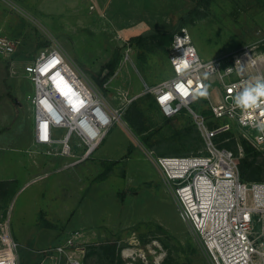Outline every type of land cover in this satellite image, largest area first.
<instances>
[{
	"label": "rangeland",
	"instance_id": "rangeland-1",
	"mask_svg": "<svg viewBox=\"0 0 264 264\" xmlns=\"http://www.w3.org/2000/svg\"><path fill=\"white\" fill-rule=\"evenodd\" d=\"M182 27L204 60L247 46L264 51V0H0V33L19 42L14 64L0 54V179H15L0 200V231L9 221L19 264H55L46 249L73 235L84 264H212L154 160L199 154L202 136L189 115L166 118L158 108L152 90L173 74L167 51L130 42L147 30ZM55 47L112 105L125 102L122 122L91 158L67 168L75 157L49 155L34 142L35 88L24 69ZM118 52L115 73L101 85L102 67ZM217 87L213 78L216 101ZM193 106L210 111L206 96ZM137 115L142 133L129 118ZM226 134L220 144L245 157L242 130L233 125ZM253 174L264 181V167ZM107 243L116 244L114 262L101 247Z\"/></svg>",
	"mask_w": 264,
	"mask_h": 264
},
{
	"label": "built area",
	"instance_id": "built-area-1",
	"mask_svg": "<svg viewBox=\"0 0 264 264\" xmlns=\"http://www.w3.org/2000/svg\"><path fill=\"white\" fill-rule=\"evenodd\" d=\"M18 51L19 42L0 33V54L8 62ZM167 54L173 74L153 88L156 103L166 118L189 115L204 149L199 154L154 160L180 205L182 218L200 234L212 264H264V181L243 180L240 156L218 141L219 135L236 125L264 154V96L253 94L247 103H237L264 81V51L247 46L204 60L188 29L182 27ZM24 69L35 88L29 97L34 142L49 155L75 157L64 167L91 158L110 128L122 122L125 102L112 105L57 47L41 49ZM213 78L218 83L217 101L210 96ZM203 96L210 115L193 106ZM221 118L225 121L216 123ZM61 130L65 132L59 137ZM77 237L46 249L55 264H84ZM18 249L7 221L0 231V264H19Z\"/></svg>",
	"mask_w": 264,
	"mask_h": 264
},
{
	"label": "trees",
	"instance_id": "trees-1",
	"mask_svg": "<svg viewBox=\"0 0 264 264\" xmlns=\"http://www.w3.org/2000/svg\"><path fill=\"white\" fill-rule=\"evenodd\" d=\"M193 1H195L197 5L210 2V0H193ZM176 30L177 28L147 30L141 33L140 35L133 36L130 39V42L137 45L142 50L153 51V49L155 48H161L167 51V47L171 44L174 38V35L177 32ZM119 62H120V54L118 52L109 62L104 64V66L102 67V70L100 71L99 76L101 74L102 75L100 76V78H98V81L101 85L104 84V82L107 81L115 73ZM129 112H131L130 109H129ZM203 112L206 115L210 113V111H203ZM129 118L132 122L134 129L138 133H142L143 131H145V126L143 125V123L140 124L138 120L139 115L135 117H129ZM226 133H228V131L219 135L218 141L221 142L227 139ZM243 147L245 151V157L239 160V163H240L239 169H240L241 178L245 181L261 180L260 178L256 177L253 174V170L255 168L259 169V168L264 167V162H261L259 160L260 157L264 159V154L257 151L251 144L248 143V141L243 142ZM227 148L232 149L233 147H227ZM14 183L15 181H12V180H1L0 179V200H5L6 197L10 195V193L13 191L12 186L14 185ZM101 247H103L104 249H107L108 251L111 250L113 255L111 257L112 259L110 260V262H114L116 259L115 257L116 244L115 243L101 244ZM119 261H122V260H119Z\"/></svg>",
	"mask_w": 264,
	"mask_h": 264
},
{
	"label": "clouds",
	"instance_id": "clouds-1",
	"mask_svg": "<svg viewBox=\"0 0 264 264\" xmlns=\"http://www.w3.org/2000/svg\"><path fill=\"white\" fill-rule=\"evenodd\" d=\"M253 94H255L256 96H264V81L258 82L252 89L246 91L244 93V96L241 99L237 100V103H241V100L244 103H247L253 98Z\"/></svg>",
	"mask_w": 264,
	"mask_h": 264
},
{
	"label": "crops",
	"instance_id": "crops-1",
	"mask_svg": "<svg viewBox=\"0 0 264 264\" xmlns=\"http://www.w3.org/2000/svg\"><path fill=\"white\" fill-rule=\"evenodd\" d=\"M2 180H4V179H2ZM5 180H12V181H15V179H14V178L5 179Z\"/></svg>",
	"mask_w": 264,
	"mask_h": 264
},
{
	"label": "snow or ice",
	"instance_id": "snow-or-ice-1",
	"mask_svg": "<svg viewBox=\"0 0 264 264\" xmlns=\"http://www.w3.org/2000/svg\"><path fill=\"white\" fill-rule=\"evenodd\" d=\"M262 115H264V113H262Z\"/></svg>",
	"mask_w": 264,
	"mask_h": 264
}]
</instances>
